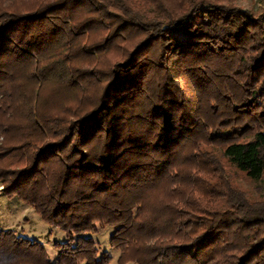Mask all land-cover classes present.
I'll use <instances>...</instances> for the list:
<instances>
[{"label": "trees", "instance_id": "16d2710c", "mask_svg": "<svg viewBox=\"0 0 264 264\" xmlns=\"http://www.w3.org/2000/svg\"><path fill=\"white\" fill-rule=\"evenodd\" d=\"M183 80L182 85L178 79ZM264 11L223 0H0V185L65 233L0 264H264Z\"/></svg>", "mask_w": 264, "mask_h": 264}, {"label": "rangeland", "instance_id": "374dc122", "mask_svg": "<svg viewBox=\"0 0 264 264\" xmlns=\"http://www.w3.org/2000/svg\"><path fill=\"white\" fill-rule=\"evenodd\" d=\"M223 3H232L254 15H258L264 11V0H223ZM178 82L180 85L184 84L181 78L178 79ZM208 149L213 150L220 157L225 176L233 187L240 190L249 201L264 200V174L260 179H252L245 172L238 170L233 164L228 162L216 148L209 146ZM0 229H13L18 234L39 241L45 247L47 255L51 260H54L57 256L54 243L56 241H64L66 238L63 231L58 228H52L44 223L31 207L16 198L8 199L5 197L1 185ZM113 230V227L105 226L93 235L101 251H106L111 256L108 264H118L119 251L110 246Z\"/></svg>", "mask_w": 264, "mask_h": 264}]
</instances>
